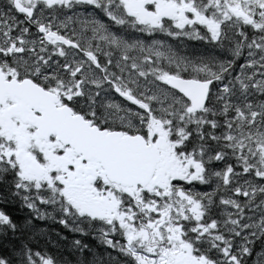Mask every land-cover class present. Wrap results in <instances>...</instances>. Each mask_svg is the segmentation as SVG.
Wrapping results in <instances>:
<instances>
[{
	"label": "snow or ice",
	"instance_id": "obj_1",
	"mask_svg": "<svg viewBox=\"0 0 264 264\" xmlns=\"http://www.w3.org/2000/svg\"><path fill=\"white\" fill-rule=\"evenodd\" d=\"M0 264H264V0H0Z\"/></svg>",
	"mask_w": 264,
	"mask_h": 264
}]
</instances>
